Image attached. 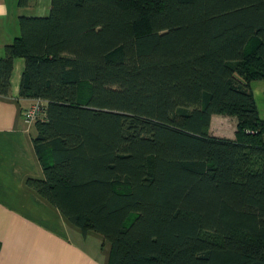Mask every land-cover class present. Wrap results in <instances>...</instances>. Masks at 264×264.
Returning a JSON list of instances; mask_svg holds the SVG:
<instances>
[{
    "label": "trees",
    "instance_id": "16d2710c",
    "mask_svg": "<svg viewBox=\"0 0 264 264\" xmlns=\"http://www.w3.org/2000/svg\"><path fill=\"white\" fill-rule=\"evenodd\" d=\"M19 22L0 96L24 58L20 97L44 105L29 189L108 264H264V0H51Z\"/></svg>",
    "mask_w": 264,
    "mask_h": 264
},
{
    "label": "crops",
    "instance_id": "0c3cea01",
    "mask_svg": "<svg viewBox=\"0 0 264 264\" xmlns=\"http://www.w3.org/2000/svg\"><path fill=\"white\" fill-rule=\"evenodd\" d=\"M50 10L51 0H30L25 7L0 0V58L20 35V18H46ZM24 70V58L16 57L9 95L0 96V264H108L109 244L101 236L83 235L25 184L43 174L32 142L34 123L22 119V111L37 100L20 97ZM250 89L264 123V79L252 81ZM209 132L234 140L236 121L213 115Z\"/></svg>",
    "mask_w": 264,
    "mask_h": 264
},
{
    "label": "built area",
    "instance_id": "2783aa9c",
    "mask_svg": "<svg viewBox=\"0 0 264 264\" xmlns=\"http://www.w3.org/2000/svg\"><path fill=\"white\" fill-rule=\"evenodd\" d=\"M44 115V105L42 100L37 99L28 108L22 111V119L26 123H34L36 120L41 119Z\"/></svg>",
    "mask_w": 264,
    "mask_h": 264
},
{
    "label": "rangeland",
    "instance_id": "374dc122",
    "mask_svg": "<svg viewBox=\"0 0 264 264\" xmlns=\"http://www.w3.org/2000/svg\"><path fill=\"white\" fill-rule=\"evenodd\" d=\"M83 93V92H82ZM219 124V123H218ZM229 125H230V123H229ZM234 126V125H233ZM230 127H231V125H230ZM219 130V129H218Z\"/></svg>",
    "mask_w": 264,
    "mask_h": 264
}]
</instances>
